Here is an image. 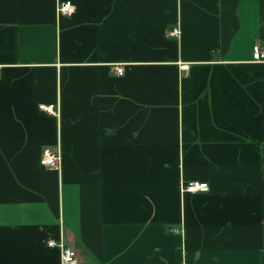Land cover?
I'll return each mask as SVG.
<instances>
[{
	"label": "crops",
	"instance_id": "1",
	"mask_svg": "<svg viewBox=\"0 0 264 264\" xmlns=\"http://www.w3.org/2000/svg\"><path fill=\"white\" fill-rule=\"evenodd\" d=\"M256 45L264 0H0V264H264Z\"/></svg>",
	"mask_w": 264,
	"mask_h": 264
},
{
	"label": "built area",
	"instance_id": "2",
	"mask_svg": "<svg viewBox=\"0 0 264 264\" xmlns=\"http://www.w3.org/2000/svg\"><path fill=\"white\" fill-rule=\"evenodd\" d=\"M57 12L62 16H71L75 12V5L71 1H59L57 4ZM174 33L178 32L175 31ZM254 60L256 62H264V48L260 45L254 47ZM124 71V67L121 65L115 68V72L118 75H123ZM39 109L53 115H58V111L54 104H42L39 106ZM61 159V153L58 150L45 148L42 151L40 164L44 167L59 169L61 166ZM209 189V185L206 182L191 181L182 184L183 192H208ZM47 244L49 247H59L61 249L62 264H78L77 252L74 249L67 247L62 239H60V241L49 240Z\"/></svg>",
	"mask_w": 264,
	"mask_h": 264
}]
</instances>
